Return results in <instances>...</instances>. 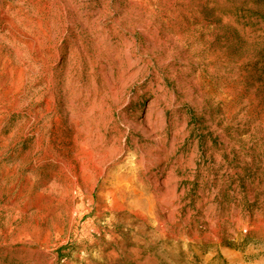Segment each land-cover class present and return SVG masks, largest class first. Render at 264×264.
<instances>
[{"label": "rangeland", "instance_id": "rangeland-1", "mask_svg": "<svg viewBox=\"0 0 264 264\" xmlns=\"http://www.w3.org/2000/svg\"><path fill=\"white\" fill-rule=\"evenodd\" d=\"M0 264H264V0H0Z\"/></svg>", "mask_w": 264, "mask_h": 264}, {"label": "bare ground", "instance_id": "bare-ground-1", "mask_svg": "<svg viewBox=\"0 0 264 264\" xmlns=\"http://www.w3.org/2000/svg\"><path fill=\"white\" fill-rule=\"evenodd\" d=\"M131 13L133 12L132 10H129ZM128 11V12H129ZM136 16H140V17H142L140 14H138V15H136ZM133 22V25L135 26H137V27H141L140 26V24H141V21H139L138 19H136V18H134V20H130L129 21V23H132ZM146 27L150 24V20L149 19H146ZM146 27H144L143 26V36H144V38L146 39V41H147V43H150L151 42V44H153V42H152V39H150V37H148L147 36V34H146V31H145V29L144 28H146ZM141 29V28H140ZM127 62L129 63V65H130V68H133L136 64H137V60H132V58H128L127 59Z\"/></svg>", "mask_w": 264, "mask_h": 264}]
</instances>
